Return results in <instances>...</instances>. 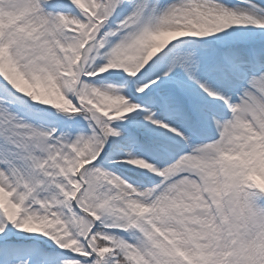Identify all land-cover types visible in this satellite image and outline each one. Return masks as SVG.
I'll return each mask as SVG.
<instances>
[{
  "label": "snow or ice",
  "instance_id": "1",
  "mask_svg": "<svg viewBox=\"0 0 264 264\" xmlns=\"http://www.w3.org/2000/svg\"><path fill=\"white\" fill-rule=\"evenodd\" d=\"M0 264H264V0H0Z\"/></svg>",
  "mask_w": 264,
  "mask_h": 264
}]
</instances>
